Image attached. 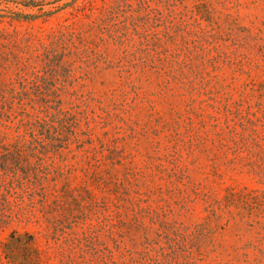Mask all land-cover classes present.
Wrapping results in <instances>:
<instances>
[{
	"label": "rangeland",
	"instance_id": "1",
	"mask_svg": "<svg viewBox=\"0 0 264 264\" xmlns=\"http://www.w3.org/2000/svg\"><path fill=\"white\" fill-rule=\"evenodd\" d=\"M3 92L0 264H264V0H0Z\"/></svg>",
	"mask_w": 264,
	"mask_h": 264
},
{
	"label": "trees",
	"instance_id": "2",
	"mask_svg": "<svg viewBox=\"0 0 264 264\" xmlns=\"http://www.w3.org/2000/svg\"><path fill=\"white\" fill-rule=\"evenodd\" d=\"M114 7L107 8V15L112 17L113 15ZM101 22H103V12H101L100 19ZM64 36L63 34L52 35V37L49 39V42L47 44H43L42 41L39 39V44L41 47H43L45 53L48 55L49 53H53L56 50L53 48L56 47L58 44L64 43ZM22 70H18L17 73V82L20 86V91L13 93L14 96H19L24 89L28 85L37 86V82L41 77L36 75L35 73H23ZM14 91V89L12 90ZM1 97H4V92L0 94ZM49 101H46L44 104V107L40 111L43 116L37 117L34 122H31L28 124V134L29 139L24 140L22 143V140L19 138V141L21 142V145L18 143L14 145L13 149L15 151H34L36 149V146H43V145H49L52 149L60 148V129L63 127V120L65 118V113L61 112V110L57 109V106L52 107L51 104H48ZM59 103V102H58ZM4 103L2 104V106ZM9 106H12L9 105ZM49 110H53L54 113H50ZM59 130V131H58ZM43 132H47L44 134ZM47 142V143H46ZM6 146H3L0 144V149H5ZM40 161V159H39ZM2 175V174H1ZM90 236L84 234V240H89ZM130 264H151V259L147 257V254H139L137 258L130 257L129 259ZM61 262L63 264H77V260L73 258L72 256H67L66 259H61ZM106 264V263H105Z\"/></svg>",
	"mask_w": 264,
	"mask_h": 264
}]
</instances>
